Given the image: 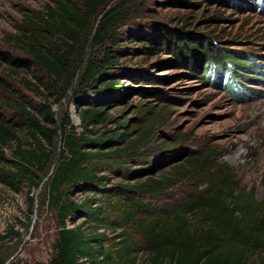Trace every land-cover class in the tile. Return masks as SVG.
I'll use <instances>...</instances> for the list:
<instances>
[{"label": "trees", "instance_id": "trees-1", "mask_svg": "<svg viewBox=\"0 0 264 264\" xmlns=\"http://www.w3.org/2000/svg\"><path fill=\"white\" fill-rule=\"evenodd\" d=\"M52 1L55 5L48 4L43 17V25L52 32L28 35L25 41L32 65L44 78L36 81L22 74L24 68L17 60L11 59L9 66L11 76L42 94L46 102L32 106L10 89L0 95V106L16 116L0 113V184L15 190L24 185L38 188L61 133L59 156L46 184V201L59 229L52 256L35 264H264V198L257 200L254 190L241 187L228 168L211 169L207 157L197 152H189L184 167L142 173L150 165L141 164L145 160L141 148L155 138L148 126L160 112L153 114L149 125H140L136 136L127 119L109 113L108 106L117 99L108 95L119 87L117 77L124 65L119 27L130 18L132 2ZM161 1L170 6L198 5L194 0ZM180 22L176 26L155 23L152 32L131 34L136 44L131 54L166 55L163 63L186 68L204 79L228 75L231 88L233 74L238 73L236 63L248 62L235 59L216 40ZM89 41L91 52L86 50ZM130 70L124 73L131 79L157 83L158 77L142 68ZM74 83L81 122L76 124L69 111L58 126L50 100H59ZM146 90L166 97L159 89ZM111 120L117 128L98 131L91 127L106 126ZM7 147H12L11 157ZM187 177L207 179V185L161 202ZM31 192L29 206L35 201ZM7 236L0 235V241ZM139 255H144L142 260ZM0 264H5L4 257ZM13 264L32 263L18 260Z\"/></svg>", "mask_w": 264, "mask_h": 264}, {"label": "rangeland", "instance_id": "rangeland-1", "mask_svg": "<svg viewBox=\"0 0 264 264\" xmlns=\"http://www.w3.org/2000/svg\"><path fill=\"white\" fill-rule=\"evenodd\" d=\"M127 1L132 2L129 4L130 18L119 27L123 72L117 77L119 87L108 95L115 96L117 100L108 108L111 115L128 120L132 136L139 133L140 125L151 123L153 114L163 113L148 126L149 132L156 136L141 148L145 158L141 164L150 165V169L142 173H159L171 166L184 167L189 152H197L207 157V166L211 169L228 168L241 187L254 190L256 199L262 200L264 0L252 4L245 0L221 4L194 0L198 5L189 7L170 6L161 0ZM48 4L55 5L52 0H0V95L8 93L6 89H10L16 97L35 107L46 102L45 97L28 90L16 76H11L9 66L11 59L17 60L21 63L19 67L24 68L22 74L36 81L44 78V74L32 65L25 41L28 35L38 37L40 33L52 32L43 25ZM180 21L189 23L187 29L196 34L208 35L216 40L218 47L235 54V59L248 62L244 65L236 63L238 73L233 74L235 79H232L231 88L227 87L228 75L204 79L199 74H189L186 68L163 63L166 55L131 54L132 46L136 45L130 39L131 34L152 32L155 23L176 26L181 24ZM86 50H93L90 41ZM136 68L158 77L157 83H142L124 73ZM148 88L159 89L166 97L160 98L156 96V90L150 93V90H146ZM75 90L76 83L59 100H50L58 126L69 111L76 124L81 122L74 98ZM149 104L155 107L150 108ZM0 113L5 117H16L6 107L0 106ZM116 124L115 120H111L106 126L91 127L103 131L117 128ZM119 128L125 130L126 127ZM78 129L82 131V127ZM61 142L59 132L53 144L52 161L38 188L24 185L15 190L0 184V235H8L0 241V257L5 258V264L18 260L32 264L47 262L54 252L59 227L55 212L46 201V184L57 162ZM6 153L11 157L12 147H7ZM113 178L115 181L120 179ZM183 182L170 190L161 202L181 198L194 188L207 185L204 178L187 177ZM30 191L35 198L32 206L28 204ZM11 229L13 232L9 233ZM143 257L139 255L140 260Z\"/></svg>", "mask_w": 264, "mask_h": 264}]
</instances>
